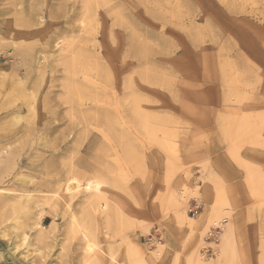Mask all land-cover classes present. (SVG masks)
Here are the masks:
<instances>
[{"label":"rangeland","instance_id":"rangeland-1","mask_svg":"<svg viewBox=\"0 0 264 264\" xmlns=\"http://www.w3.org/2000/svg\"><path fill=\"white\" fill-rule=\"evenodd\" d=\"M259 152L264 0H0V252L17 264H87L79 224L102 264H264Z\"/></svg>","mask_w":264,"mask_h":264},{"label":"bare ground","instance_id":"bare-ground-1","mask_svg":"<svg viewBox=\"0 0 264 264\" xmlns=\"http://www.w3.org/2000/svg\"><path fill=\"white\" fill-rule=\"evenodd\" d=\"M132 31V30H131ZM138 37V36H137ZM142 44V43H141ZM143 45V44H142ZM143 47V46H142ZM145 50V49H144ZM145 52V51H144ZM140 54H141V52H140ZM145 55V54H144ZM70 67V66H69ZM72 68H73V66H72ZM69 70V69H68ZM73 71V70H72ZM69 95V94H68ZM67 95V96H68ZM66 99H67V97H66ZM110 127V126H109ZM171 144V143H170ZM163 145V144H162ZM168 146H170V145H168ZM173 146V145H172ZM170 148V147H169ZM171 150V149H170ZM75 180V179H74ZM251 180V179H250ZM76 182V181H75ZM73 183V184H71V183H69L68 185H66V187H65V189L63 188V193L61 192V194H59V193H56V195L54 196L53 195V197L54 198H52V197H50V199L52 198V199H54L53 201H52V205L50 204L51 203V201L49 202V204L48 205H51L49 208L53 211V213L56 215L57 214V212H58V210H59V206H60V203L62 202V200L66 197V196H68V194L69 193H72L74 190H76V189H78V187H80L79 186V184L80 183H78V181H77V183ZM250 184H251V182H250ZM253 184V183H252ZM251 184V185H252ZM253 186H254V184H253ZM88 190H90V188H88ZM30 197V196H29ZM48 198V197H47ZM28 199V198H27ZM46 199V198H45ZM44 199V200H45ZM49 199V198H48ZM49 199V200H50ZM34 200V199H33ZM46 202V201H45ZM106 202V201H105ZM31 203V202H30ZM48 203V202H47ZM36 205V204H35ZM29 207V206H28ZM34 207V206H33ZM91 208V207H90ZM94 208V211L97 209V206L95 207H93ZM99 208H101L102 209V213L103 214H110L111 212H110V209H111V207L107 204V203H105V204H103V205H101V207H99ZM97 213V212H96ZM74 217V216H73ZM89 217V216H88ZM108 217V216H107ZM116 218V217H115ZM72 219V218H71ZM89 219V218H88ZM105 219V218H104ZM107 219V218H106ZM87 220V219H86ZM89 220H91V219H89ZM74 222H76V219L74 218V220H73ZM92 221H94V220H92ZM90 222V221H89ZM95 222V221H94ZM84 223V222H83ZM75 224V223H74ZM93 226H94V224H93ZM79 227V231H81V235H82V237H81V239H82V246H83V255H84V262L85 263H87V264H102V260H103V254H104V252H102L101 251V249L99 248V246H98V244H96L95 243V241L96 240H94L93 238H92V235L90 234V232L89 231H87V229H85V228H82V226L79 224V225H77V228ZM91 228H93L92 226H91ZM89 229V228H88ZM91 230V229H90ZM93 231V230H92ZM3 234H5V233H3ZM26 238V237H25ZM3 239V238H2ZM23 240H24V238H23ZM22 241V240H21ZM0 244H1V242H0ZM8 246H9V251H8V253H9V256H8V258L2 253V251L0 252V264H8L9 263V261H11L12 262V264H17V261H19L18 260V258H17V252H18V250H19V246H16V245H9L8 244ZM82 250V249H81ZM105 260H106V258H105ZM111 260L113 261V262H115L116 261V259L114 258V257H112L111 256ZM106 263V262H105ZM23 264H27L26 263V258H24V262H23ZM30 264V263H29ZM104 264V263H103ZM136 264V263H135Z\"/></svg>","mask_w":264,"mask_h":264},{"label":"crops","instance_id":"crops-1","mask_svg":"<svg viewBox=\"0 0 264 264\" xmlns=\"http://www.w3.org/2000/svg\"><path fill=\"white\" fill-rule=\"evenodd\" d=\"M258 159L260 162H262L264 164V153L259 152L258 153Z\"/></svg>","mask_w":264,"mask_h":264}]
</instances>
